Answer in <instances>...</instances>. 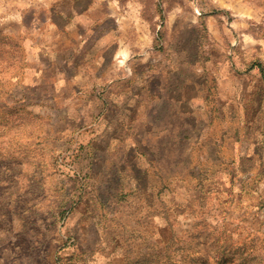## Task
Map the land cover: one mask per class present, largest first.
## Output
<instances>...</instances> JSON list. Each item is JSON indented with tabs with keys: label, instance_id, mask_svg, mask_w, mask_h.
<instances>
[{
	"label": "rangeland",
	"instance_id": "1",
	"mask_svg": "<svg viewBox=\"0 0 264 264\" xmlns=\"http://www.w3.org/2000/svg\"><path fill=\"white\" fill-rule=\"evenodd\" d=\"M0 31V264H264V0H0Z\"/></svg>",
	"mask_w": 264,
	"mask_h": 264
},
{
	"label": "trees",
	"instance_id": "2",
	"mask_svg": "<svg viewBox=\"0 0 264 264\" xmlns=\"http://www.w3.org/2000/svg\"><path fill=\"white\" fill-rule=\"evenodd\" d=\"M0 44H6V45H10V46H12L11 47V50L12 51H14V52H19V51H21L22 50V46H21V41H19V39H15L14 37H12L11 35H1V31H0ZM20 76H21V73L19 74ZM196 98V97H195ZM3 103V107L6 109V110H10L11 111V109H13L14 110V108L13 107H10V106H8V104H7V102H2ZM191 112H189L190 113V115L192 114V109L190 110ZM102 137V136H101ZM101 137H100V139H99V142H100V140H101ZM98 142V143H99ZM115 167V163H111V168L113 169ZM139 167V166H138ZM119 168V167H118ZM117 167H115V169H116V172H119L120 171V169H118ZM136 168H137V166H136ZM140 170H141V168H140ZM139 171V170H138ZM138 171H132V173H130V175H128L127 176V178L125 179V182H126V186L125 187H127V188H125V189H127L128 190V192H131V191H133L134 189H135V187L137 188H140V189H142V190H144V185H143V183H144V181H143V178L142 177H140V175H139V172ZM138 172V173H137ZM143 176L145 175V173L144 172H142L141 173ZM159 176H160V179L162 178V176L159 174ZM120 178H121V174H120V172H119V175H118V179H116L115 180V183H117V184H119V183H122L123 181L122 180H120ZM130 183H134L135 184V186H132ZM122 187H124V184L122 185ZM96 198H98V197H96ZM143 198V197H142ZM98 201H101L99 198H98Z\"/></svg>",
	"mask_w": 264,
	"mask_h": 264
}]
</instances>
